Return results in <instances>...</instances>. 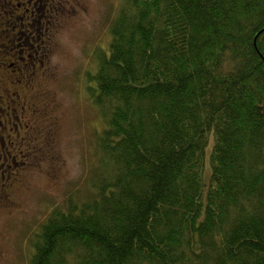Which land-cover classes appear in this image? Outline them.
Segmentation results:
<instances>
[{
  "label": "trees",
  "instance_id": "trees-1",
  "mask_svg": "<svg viewBox=\"0 0 264 264\" xmlns=\"http://www.w3.org/2000/svg\"><path fill=\"white\" fill-rule=\"evenodd\" d=\"M110 36L82 70L90 191L29 264H264V0H122Z\"/></svg>",
  "mask_w": 264,
  "mask_h": 264
},
{
  "label": "rangeland",
  "instance_id": "rangeland-1",
  "mask_svg": "<svg viewBox=\"0 0 264 264\" xmlns=\"http://www.w3.org/2000/svg\"><path fill=\"white\" fill-rule=\"evenodd\" d=\"M121 1L39 0L42 9L38 16L34 4L33 15L24 12L26 0H0V33L9 35L7 43L14 44L11 52L16 55L17 47L29 51L35 43L31 38L26 43L23 36L18 38V27L11 24L17 16L23 19L19 21L23 29L38 16V41L43 44L40 62L21 65L23 85L6 81L1 88L19 90L20 104L25 94L32 97L28 90L33 89L37 101L34 111H27L31 112L29 117L18 119V127L5 125L2 131L0 125L4 142V146L0 144V264H29L33 235L49 212L63 206L69 195L85 196L90 191L89 177L96 157L93 135L104 122L87 96L82 70H93V57L91 66L86 67L93 49L108 47L110 23ZM20 40L22 45H16ZM8 59L5 51H0L1 71ZM210 147L211 142L205 148L206 182Z\"/></svg>",
  "mask_w": 264,
  "mask_h": 264
},
{
  "label": "flooded vegetation",
  "instance_id": "flooded-vegetation-1",
  "mask_svg": "<svg viewBox=\"0 0 264 264\" xmlns=\"http://www.w3.org/2000/svg\"><path fill=\"white\" fill-rule=\"evenodd\" d=\"M32 1L33 0H26V3L28 4V6L24 7V9H23L24 12L30 11V13L33 15L34 10H33V8H31V4H34L33 7L38 12L37 15L40 16L39 15V9H42V5L39 4V0H34L33 3H32ZM38 16L33 20V22L28 23L27 24L28 27L25 29L20 28L23 25V22H19L20 19L23 20L21 16H17L15 18V22H11L12 27H14V26L18 27V31H19L18 38L23 36V38H24L23 42L26 43V40L29 41L30 38L35 40L34 47L28 49L29 51H27V49H24L23 47H17L16 46L18 49L16 50V55H14L11 52L14 44L7 43L9 35L6 33H0V39L3 41V42H0V51H5L6 56L9 58L8 62H5L4 70L3 71L0 70V89L2 87L5 88V82L6 81H9L11 83V85L12 84L16 85V86L23 85L22 77L19 74L20 69H21V65H27V64L33 65L35 62H40V51L42 50L41 46H43V44H42L41 40H40V42L38 41V39H41L40 34H39V32L41 30H39L40 22H39ZM33 24L35 26L31 27L30 25H33ZM36 37H37V39H36ZM11 40H12V38H11ZM16 45H22V41L20 40ZM5 69H8V71H9L8 74L6 73ZM5 77L8 79L5 80ZM31 85L32 84H30V86ZM0 92H1V94H0V125L2 126V131L4 130L5 125H6V128L9 125H11V127H12V125H14L15 127H18V124H19L17 122L18 119L22 118V117H29L31 112H29L27 114L28 110L34 111V104H35V101H37V100L34 99V97H33L35 95V94H33V89L28 90V94L32 92L31 98H29L26 94H25V97L24 96L22 97L23 98L22 104H20V102H19V100H20L19 90L13 89L12 91L9 92L8 90L3 91L1 89ZM3 103L6 104V107L3 106ZM40 105H42V103ZM1 111H3L4 115H1L2 114ZM12 119L14 121H12ZM23 124L25 125V123H23ZM1 139H2V137L0 135V144L4 146V142H2ZM7 142L9 144L11 141L8 140ZM8 146H7V148H8ZM3 157L6 158V155L3 154ZM1 252H2V249L0 248V254H1Z\"/></svg>",
  "mask_w": 264,
  "mask_h": 264
}]
</instances>
